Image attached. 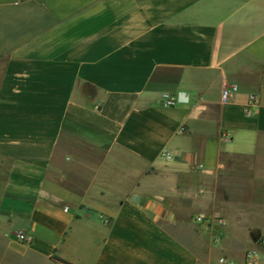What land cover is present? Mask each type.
I'll return each instance as SVG.
<instances>
[{"label":"crops","instance_id":"0c3cea01","mask_svg":"<svg viewBox=\"0 0 264 264\" xmlns=\"http://www.w3.org/2000/svg\"><path fill=\"white\" fill-rule=\"evenodd\" d=\"M0 233L44 264H264V0H0Z\"/></svg>","mask_w":264,"mask_h":264},{"label":"built area","instance_id":"2783aa9c","mask_svg":"<svg viewBox=\"0 0 264 264\" xmlns=\"http://www.w3.org/2000/svg\"><path fill=\"white\" fill-rule=\"evenodd\" d=\"M236 90H237V85L235 83L225 84L220 90V95H219L220 101L221 102L227 101ZM160 100L164 106H173L182 101L177 94H169V93H162ZM255 103H256V97L254 94L250 93L247 97V101L244 106L245 114L247 115L253 114L254 112L253 107L255 106ZM181 129L182 128H180V130ZM160 155L164 157L165 159H169L171 157V153L168 149H162L160 152ZM194 220L197 222H202L203 214L196 215ZM14 236L16 240L23 242V243H27L30 240V235L24 233L21 230L15 231ZM258 243L264 246V237H259ZM244 258L248 261L255 260L257 258V253L255 251L248 250L244 253ZM218 262L221 264H234L233 261L225 259L224 257H219Z\"/></svg>","mask_w":264,"mask_h":264},{"label":"rangeland","instance_id":"374dc122","mask_svg":"<svg viewBox=\"0 0 264 264\" xmlns=\"http://www.w3.org/2000/svg\"><path fill=\"white\" fill-rule=\"evenodd\" d=\"M0 264H44V262L29 252L19 254L9 247L6 237L0 233Z\"/></svg>","mask_w":264,"mask_h":264},{"label":"trees","instance_id":"16d2710c","mask_svg":"<svg viewBox=\"0 0 264 264\" xmlns=\"http://www.w3.org/2000/svg\"><path fill=\"white\" fill-rule=\"evenodd\" d=\"M52 258H53L54 260H57V261L63 263V264H71V263L67 262L66 260L61 259V258H58V257H52Z\"/></svg>","mask_w":264,"mask_h":264}]
</instances>
